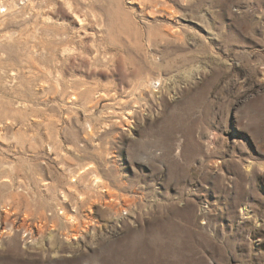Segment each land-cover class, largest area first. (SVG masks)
I'll list each match as a JSON object with an SVG mask.
<instances>
[{"label": "rangeland", "instance_id": "obj_1", "mask_svg": "<svg viewBox=\"0 0 264 264\" xmlns=\"http://www.w3.org/2000/svg\"><path fill=\"white\" fill-rule=\"evenodd\" d=\"M2 6L0 264H264V0Z\"/></svg>", "mask_w": 264, "mask_h": 264}, {"label": "bare ground", "instance_id": "obj_2", "mask_svg": "<svg viewBox=\"0 0 264 264\" xmlns=\"http://www.w3.org/2000/svg\"><path fill=\"white\" fill-rule=\"evenodd\" d=\"M2 8H3V6L0 7V10H1ZM3 12H7V10H5V11H3ZM122 23L126 24L127 21H126L125 19H123V20H122ZM95 182H96V185L98 186V185L101 183V180H100L99 178H96ZM62 214H65V213L63 212ZM67 220L70 221V222L75 221L73 217H72V218H68V217H67ZM72 220H73V221H72Z\"/></svg>", "mask_w": 264, "mask_h": 264}]
</instances>
